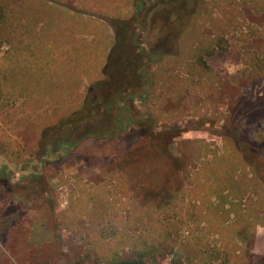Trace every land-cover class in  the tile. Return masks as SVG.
Returning <instances> with one entry per match:
<instances>
[{"label": "rangeland", "instance_id": "374dc122", "mask_svg": "<svg viewBox=\"0 0 264 264\" xmlns=\"http://www.w3.org/2000/svg\"><path fill=\"white\" fill-rule=\"evenodd\" d=\"M42 1L79 14V29L91 26L94 35L81 36L101 72L94 80L88 62L92 79L62 112L49 110L56 118L78 113L89 93L105 105L104 90L92 89L124 56L110 21L129 27L134 64L105 105L113 117L98 125L107 133L49 149L37 145L52 120L17 116L2 126L23 153L14 165L0 157L12 185L0 186V264H104L92 259L91 238L109 239L120 217L135 234L170 222L179 264H264V0ZM222 29L211 54L193 59L188 36L178 45L187 30L212 43ZM109 203L119 209L114 226L100 217ZM171 261L166 246L150 264Z\"/></svg>", "mask_w": 264, "mask_h": 264}, {"label": "trees", "instance_id": "16d2710c", "mask_svg": "<svg viewBox=\"0 0 264 264\" xmlns=\"http://www.w3.org/2000/svg\"><path fill=\"white\" fill-rule=\"evenodd\" d=\"M197 17L195 14L193 18L196 20ZM81 22L79 14L69 9H59L42 0H0V48L7 47V51L0 52V157L7 160V163L14 165L19 162L20 154L23 153L21 147L2 129V126L11 124L17 116L25 119L41 117L44 121L52 120L51 124H46L41 130L37 148L46 146L54 149L61 142L78 143L85 137L108 132L98 125L102 124L104 117L112 115L105 105H111L116 101L117 96L110 94L121 82L120 76L124 77L123 71L127 74L123 82L129 83L131 74L129 68L134 64L132 63L134 57L128 54L129 47H133L134 36L128 30L127 24L120 21H110V24L114 31L113 42L116 48L122 50L124 56L115 64L111 73H105L104 78L92 89L97 92L104 90L106 93L104 97H107L105 105H92L89 93L78 113L72 116L70 114L56 118L49 112L51 108L56 109V112H62L61 104L76 100L84 77L98 80L101 75L98 70L99 60L91 59L87 51L90 46L81 36L82 33L93 35L94 33L89 31L91 26L79 29L77 23ZM190 27L192 29L195 26ZM223 30L215 32L216 39L211 41L212 43H208L209 39L202 36L197 38L193 31L187 30L181 35L183 38L178 39V45L188 36L189 40L190 38L196 40L198 45V48H191L192 44L189 45V53L193 59L194 56L203 53L211 54L213 53L211 46L222 48L225 33ZM88 62L90 66L92 64L96 66V69L93 68L94 75L89 70ZM90 75L93 77L90 78ZM113 129L114 127L112 131ZM226 156L233 158L234 153ZM213 166L216 167L214 162ZM8 171H10L8 166L3 164L0 166V186L3 188L12 187ZM232 172L234 171H220L219 178L224 175L227 177V174ZM99 211L102 214L101 219L110 221L113 226L116 224L119 209L112 203L103 209L100 208ZM111 214L114 215L113 218ZM120 220L123 222L121 228L115 230L111 227L109 239L100 241L98 238H91L89 251L93 254L94 261L97 262L101 254L104 264H150L154 263L155 257L168 246L172 253L171 262L173 264L181 262L182 252L172 242L170 222L162 223L156 220L135 234L126 232V226L129 225L127 219L120 217ZM53 231L54 229L45 230L44 238L52 235ZM184 248L189 250L187 247ZM126 249L129 257H121L120 252ZM217 254L218 251H214L213 256ZM223 257L226 258L224 254ZM191 260L189 258V262Z\"/></svg>", "mask_w": 264, "mask_h": 264}]
</instances>
